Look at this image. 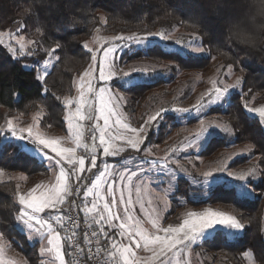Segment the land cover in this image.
<instances>
[{"label": "trees", "instance_id": "16d2710c", "mask_svg": "<svg viewBox=\"0 0 264 264\" xmlns=\"http://www.w3.org/2000/svg\"><path fill=\"white\" fill-rule=\"evenodd\" d=\"M98 26L107 35H146L157 30L169 33L181 29L191 38H197L210 52L203 57L183 56L155 45L131 55L129 60L152 64L169 62L174 65V71L178 68L183 72H198L209 68L216 58L224 68L230 65L243 70V94L235 95L226 107L211 113L221 115L232 126L234 143L252 145L261 170V181L256 186L258 199L250 202L235 199L232 189L217 186L207 201L192 204L224 208L244 224V234L237 242L227 244L218 233L213 239L205 240L200 246L202 249L223 256L228 264H246L244 254L252 252L255 263L264 264V131L259 121L244 109V100L254 105L264 104L261 0H0V32H17L31 41L28 54L20 57H15L0 42V129L3 130L0 142L3 133L8 132V121L16 116L27 118L40 110L43 129L66 132L62 99L73 95L74 79L90 63L91 53L83 44ZM51 52L58 59L41 81L37 69H27L25 65L34 60L43 61ZM163 82L157 80L128 90L131 100L127 110ZM19 144L13 139L2 144L0 168L24 174L28 179L25 185L33 187L47 178L50 170L45 162L19 148ZM227 145L224 139L213 138L205 154ZM242 162L247 164L248 159ZM18 189L15 181H0V234L31 264H39L37 245H31L17 227L16 217L21 209L16 200Z\"/></svg>", "mask_w": 264, "mask_h": 264}, {"label": "rangeland", "instance_id": "374dc122", "mask_svg": "<svg viewBox=\"0 0 264 264\" xmlns=\"http://www.w3.org/2000/svg\"><path fill=\"white\" fill-rule=\"evenodd\" d=\"M102 21L104 22L103 16ZM153 33L164 32L157 30ZM133 34L144 36L138 33L107 35L102 32L100 26L94 29L91 38L83 44V47L87 45V48L84 47L85 50L89 51L91 49L89 52L91 56L93 54L97 56V61L94 63L92 59L90 60L89 65L74 79L73 95L62 99L65 107L64 119L69 111L75 107L73 104L72 109H70L67 102L79 97L82 82L86 85L88 79H91L95 87L99 88L104 86V82L98 80L99 65L103 59V50L114 44L121 45L118 49L120 66L124 71L130 72L128 76L120 75L113 77L108 84L113 91L118 92L125 100L122 107L125 122L132 127H137L141 125L142 119H146L148 115L153 114L155 111L162 108L168 109V111L163 112L157 122H152L150 126L145 125L148 127V131L143 136V143L140 144L139 151L127 148L126 151L115 157L98 155L97 168L92 169V173L86 172L82 175L88 176V183H91L94 174H98L100 170H103L104 165L101 161H105L109 167H112L110 171H129V174L133 172V175H137L140 180L145 181L144 184L140 185V198L145 203L146 208L155 209L153 215L159 219L163 227L169 224L174 227L178 226L183 223L185 218H188V213H204L209 209L214 212L226 213L227 215L236 217L224 208L213 205L197 206L193 205L192 202L199 203L207 201L217 186H222L224 189H232L233 198L235 199H240L245 202L256 201L258 199L259 192L256 186L261 181V170L257 164L258 157L252 153V145L234 143L236 136L232 126L221 115L211 113L216 108L226 107L235 95L243 94V70L235 69L234 66H231L230 70L229 67L224 68L221 61L216 58H213L209 68L198 72H183L178 68L174 71V65L169 62L152 64L129 60L131 55L140 51H146L155 45H159L166 52H178L183 56L203 57L210 55L209 50L204 47L202 53L195 52L194 49L201 47V43L197 38H191L181 29L164 33L167 40L150 36L146 40L124 45V40L115 39L116 37H127ZM177 41L179 42L178 44L176 43ZM0 42L15 57L28 54L29 47L31 46V41L17 32H0ZM21 45H23V50H21ZM57 59L58 57L54 52H51L45 60H34L31 64L25 65V68L37 69V77L42 81L50 73ZM90 67L95 69V71L88 78H85L84 73ZM138 68L146 69L147 72L134 70ZM157 80H163V85L161 84L147 91L144 98L137 102L135 106L133 105L131 107L128 105V108H130L128 111L126 107L131 100V93H127V91L136 85ZM238 80L239 84H237ZM213 82H216V87L222 85H230L232 87L229 88V91L221 101L204 108L200 112H196L195 106L198 101L206 103L209 97L214 95ZM245 105H247V108L260 109L264 108V104L254 105L252 101L244 100L246 113L250 117L257 119L264 131V117L260 116L258 112L247 111ZM177 108H188L190 111L177 112L172 110ZM42 115L43 111L40 110L34 112L27 118L16 116L11 120L12 126L19 130L35 125L36 129L39 130L44 138L61 139V146H69V142L62 139L68 136L67 121L65 120V133H52L41 127ZM201 120H203V124L200 123ZM83 123L87 124L89 122L84 121ZM201 128H205L207 131L204 136L196 140V135L201 131ZM21 136L24 138L21 139ZM85 138H87V133H85ZM213 138L224 139L228 145L218 149L214 153L205 154ZM10 139L18 141L20 143L19 148L37 157L39 161L45 162L48 168L50 167V162L44 155V150L39 145L33 143L32 138L28 137L26 131L23 133L17 131L15 136L11 135L10 132H4L0 142V150L2 149V144ZM194 141L195 143H193ZM147 148H150L151 152L145 155ZM78 154L84 153L78 149ZM243 159H248V163H243ZM153 160L158 161V163L155 164ZM164 162H167V168H162ZM220 169H223V171H218ZM209 171L213 175L209 178H204L203 173ZM251 173L255 174L252 175ZM57 174L58 169L56 172L50 170L49 176L41 179L37 184L51 186L55 182V175ZM241 175L246 178L243 180L238 179L237 177ZM8 180L15 181L18 184L19 191L16 200L20 208H22L23 206L19 203V196L26 195L37 184L33 187L25 185L28 179L24 174L4 171V174L0 175V181ZM132 180L133 184L137 183V177H133ZM125 192L127 194V186H125ZM36 194L38 195L39 191ZM136 199L135 191H133V201L135 202ZM149 201L151 202L150 205L148 203ZM135 215L141 220L145 219L144 214L139 209L138 203L135 205ZM236 219L238 218L236 217ZM17 227L22 233L28 236L30 235V231L26 226L22 225V222L18 221ZM144 227L150 228V225L145 224ZM218 233L225 243L232 244L243 236L244 228L237 230L226 225H216L209 228L190 247L183 248V246H178V248H183V250H174V255L173 253H169L171 264H228L223 256L206 251L200 247L205 240L213 239ZM262 236L264 239V214ZM28 241L32 244H38L40 249L41 244L38 236L33 235L32 239H28ZM7 246L12 248L9 241L4 238L0 239V249H2L0 260L3 261V264H27L25 257L22 258L23 256L21 254L19 255L17 253L20 257L10 258L9 254L11 253H8ZM38 252V256L41 257L40 251ZM137 254L140 256L149 255L148 253L139 252ZM244 256L246 264H256L252 252H246ZM54 261L56 264H59L55 260V257ZM65 261L68 264L66 255Z\"/></svg>", "mask_w": 264, "mask_h": 264}, {"label": "snow or ice", "instance_id": "6c2138e0", "mask_svg": "<svg viewBox=\"0 0 264 264\" xmlns=\"http://www.w3.org/2000/svg\"><path fill=\"white\" fill-rule=\"evenodd\" d=\"M261 7L264 8V0H261ZM150 36L167 40L164 33L151 32L144 36L133 34L115 39L124 40V45H128L146 40ZM56 47L59 48V45ZM84 47L87 48V45ZM120 47L121 45L114 44L103 50L98 80L103 81L104 86L97 88L92 80L88 79L86 85L84 82L81 83L79 97L67 102L70 109L73 104L75 105L65 117L68 136L62 139L68 141L69 146H61V139L44 138L35 125L18 130L12 126L11 121H8L7 131L11 135L15 136L17 131L21 133L26 131L33 143L44 150V155L50 162V170L56 172L58 169L55 182L51 186L37 184L29 193L19 196V203L23 207L16 219L30 231V240L33 235L39 237L40 253L53 254L59 264H66V252L69 255L75 253V258L68 264H94L101 253L107 257L105 264H142V261L143 264H171L169 253L174 255V250L182 251L183 248L190 247L209 228L216 225H226L237 230L244 228V224L236 217L214 212L211 209L204 213L190 212L182 224L175 227L169 224L163 227L159 219L153 215L155 209L146 208L140 198V185L145 181L133 175V172L129 174V171H110L112 167H109L105 161H101L104 165L103 170L94 174L91 183H88V176L82 175L86 172L92 173V169L97 168L98 155L115 157L127 148L139 151L143 136L148 131L145 125L150 126L152 122H157L161 114L168 111L163 108L155 111L146 119H142L141 125L137 127H132L125 122L122 112L125 100L108 86L113 77L130 75V72L124 71L118 61ZM45 51L48 50L45 49ZM194 51L202 53L204 49L201 46ZM91 59L95 63L97 56L93 54ZM228 67L230 70L231 66ZM134 70L147 72L142 68ZM94 71L95 69L90 67L84 73V77L88 78ZM215 85L216 82H213L214 95H211L206 103L198 101L195 106L196 112L221 101L232 87L230 85L216 87ZM245 108L249 112H258L264 117V108L251 109L247 108V105ZM172 110L190 111L188 108ZM84 121L89 123L85 124ZM200 123L203 124V120ZM0 131L3 130L0 129ZM206 131L207 129L201 128L196 135V140L204 136ZM23 138L21 136V139ZM78 149L84 154H78ZM150 152L151 149L147 148L145 155ZM153 162L158 163L156 160ZM162 168H167V162H164ZM3 174L4 169L0 168V175ZM229 174L232 175L231 172ZM212 175L211 171L203 173L204 178ZM133 177H137L136 184H133ZM237 178L243 180L246 177L241 175ZM125 186H127V194ZM41 189L43 190L40 191ZM133 191L137 197L135 202ZM77 199L80 201L79 204ZM136 203L139 204V209L145 216L144 220L135 215ZM148 203L151 204L150 201ZM81 213H83V230H81ZM145 224L150 225V228L144 227ZM106 228L108 231L105 230ZM2 238L3 234H0V239ZM137 252L149 255L140 256ZM0 264H3L2 260ZM41 264H44L43 260Z\"/></svg>", "mask_w": 264, "mask_h": 264}, {"label": "crops", "instance_id": "0c3cea01", "mask_svg": "<svg viewBox=\"0 0 264 264\" xmlns=\"http://www.w3.org/2000/svg\"><path fill=\"white\" fill-rule=\"evenodd\" d=\"M80 203V201L78 200V204ZM83 214V213H82ZM106 231H108V229L106 228ZM25 234V233H24ZM26 235V237H27V239H29V236L27 235V234H25ZM62 235V234H61ZM31 245H37V250L39 251V245L38 244H32V243H30ZM8 248H7V251H8V253H11V254H9V257L11 258L12 257V259H14V258H16V257H20L19 255V253L17 252V251H15L13 248H10L9 246H7ZM19 255H18V254ZM39 253V252H38ZM40 255V254H39ZM65 255H66V253H65ZM22 258H24V257H22ZM66 258H67V256H66ZM26 259V258H25ZM44 261V264H56L55 263V261H54V257H53V255L51 254V253H45V254H41V257H39V264H40V261ZM67 261H68V258H67ZM26 262H27V264H31L27 259H26ZM69 262V261H68Z\"/></svg>", "mask_w": 264, "mask_h": 264}, {"label": "built area", "instance_id": "2783aa9c", "mask_svg": "<svg viewBox=\"0 0 264 264\" xmlns=\"http://www.w3.org/2000/svg\"><path fill=\"white\" fill-rule=\"evenodd\" d=\"M78 200L79 199H77V204H78ZM83 228H84V224H83V214L81 213V230H83ZM61 234H62V236L64 235L63 232ZM66 256L68 258V261H72L75 258V253H73L72 255H69L66 252ZM106 261H107V257L103 253H101L99 259L96 260L94 262V264H105Z\"/></svg>", "mask_w": 264, "mask_h": 264}]
</instances>
